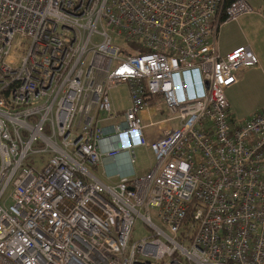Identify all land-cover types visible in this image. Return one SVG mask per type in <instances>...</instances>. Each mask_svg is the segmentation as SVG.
I'll return each instance as SVG.
<instances>
[{
	"label": "built area",
	"instance_id": "1",
	"mask_svg": "<svg viewBox=\"0 0 264 264\" xmlns=\"http://www.w3.org/2000/svg\"><path fill=\"white\" fill-rule=\"evenodd\" d=\"M225 2L0 0V264H264V108L235 125L226 98L258 61L217 46L256 11ZM152 101L173 127L149 141ZM135 148L144 175L95 177Z\"/></svg>",
	"mask_w": 264,
	"mask_h": 264
},
{
	"label": "crops",
	"instance_id": "2",
	"mask_svg": "<svg viewBox=\"0 0 264 264\" xmlns=\"http://www.w3.org/2000/svg\"><path fill=\"white\" fill-rule=\"evenodd\" d=\"M245 1L252 6L256 13L242 16L236 22H229L222 26L219 30L217 40L218 50L221 55H226L238 47L248 46L258 61L256 68L240 73L237 84L226 91L231 117L240 120H247L264 108V14H261L262 12L260 13V11L264 13V4L262 0ZM155 105L156 103L152 101L150 108L142 114L143 121H150L148 125H145V129L152 128L155 132L154 134L150 132L145 133L149 141L156 140L159 138L161 131H164L163 133L166 134L173 127V125H169L168 123L160 122L163 115L160 112L159 105L155 107L158 114L151 115L154 112ZM155 116L159 120L152 122L151 120ZM150 123L156 125H150ZM105 148V145H103V149ZM140 150L141 154H151L145 149L141 148ZM153 164L154 157L152 155L147 168L135 172L134 168L130 166L125 153L120 154L115 159L103 156L99 165L93 169V174L105 185L112 186L122 177H139L144 175Z\"/></svg>",
	"mask_w": 264,
	"mask_h": 264
},
{
	"label": "rangeland",
	"instance_id": "3",
	"mask_svg": "<svg viewBox=\"0 0 264 264\" xmlns=\"http://www.w3.org/2000/svg\"><path fill=\"white\" fill-rule=\"evenodd\" d=\"M260 13L264 14L263 11H260ZM112 43H113V45L121 48L122 51L126 52V53L131 54V53H136L139 51V49L136 45L131 44V43H126L122 39H117L115 37H112ZM109 99H110V103L112 105V109L114 111L123 110V109L128 108V105H129L128 87L125 84L115 87L114 89H112L110 91ZM158 120H159V118L157 116H155L154 118H152L151 121L156 122ZM233 120H234L235 125L242 124L245 121V120H240V119H235V118H233ZM149 122H150L149 120L142 121L143 125H148ZM148 132H150L152 134L155 133L152 128L145 129V133L147 134ZM140 149L141 148H135V150H134L135 154H136V163L133 166L135 172L142 171L145 168H147V166L150 164V159L152 156L151 154H150L151 156L147 155L145 153L141 154ZM144 232H145V230L143 229V225L140 222H137L136 231L134 233V239L140 238Z\"/></svg>",
	"mask_w": 264,
	"mask_h": 264
},
{
	"label": "trees",
	"instance_id": "4",
	"mask_svg": "<svg viewBox=\"0 0 264 264\" xmlns=\"http://www.w3.org/2000/svg\"><path fill=\"white\" fill-rule=\"evenodd\" d=\"M230 1L232 0H226L225 4H228ZM263 4H264V0H262Z\"/></svg>",
	"mask_w": 264,
	"mask_h": 264
}]
</instances>
